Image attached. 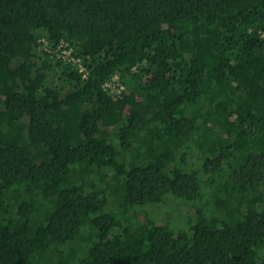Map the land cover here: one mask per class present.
<instances>
[{
	"label": "trees",
	"instance_id": "trees-1",
	"mask_svg": "<svg viewBox=\"0 0 264 264\" xmlns=\"http://www.w3.org/2000/svg\"><path fill=\"white\" fill-rule=\"evenodd\" d=\"M262 30L264 0H0V264H264Z\"/></svg>",
	"mask_w": 264,
	"mask_h": 264
},
{
	"label": "built area",
	"instance_id": "built-area-1",
	"mask_svg": "<svg viewBox=\"0 0 264 264\" xmlns=\"http://www.w3.org/2000/svg\"><path fill=\"white\" fill-rule=\"evenodd\" d=\"M261 38L264 42V30L260 32ZM41 41L46 45L47 42L44 39H41ZM73 48L69 46L67 42L62 41L56 50H54L55 56L70 66H73L76 68V70L81 74L82 78H86L87 76V70L85 66L83 65L81 59L79 57H76L73 55ZM105 88H110L112 92L118 93L121 90H123L124 85L123 83L119 82V79L116 77L110 82H106L104 84Z\"/></svg>",
	"mask_w": 264,
	"mask_h": 264
},
{
	"label": "rangeland",
	"instance_id": "rangeland-1",
	"mask_svg": "<svg viewBox=\"0 0 264 264\" xmlns=\"http://www.w3.org/2000/svg\"><path fill=\"white\" fill-rule=\"evenodd\" d=\"M148 211L156 214L157 222L163 223L169 221L171 224H177L178 226H181L185 221V218L183 220V216L181 215H186L187 212H190L181 203L174 201H170L168 205L161 204L157 207H150Z\"/></svg>",
	"mask_w": 264,
	"mask_h": 264
}]
</instances>
